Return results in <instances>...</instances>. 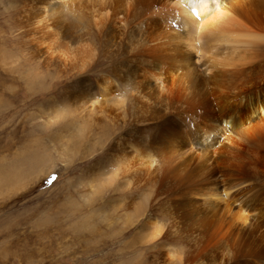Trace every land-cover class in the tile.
Returning a JSON list of instances; mask_svg holds the SVG:
<instances>
[{
    "label": "bare ground",
    "instance_id": "6f19581e",
    "mask_svg": "<svg viewBox=\"0 0 264 264\" xmlns=\"http://www.w3.org/2000/svg\"><path fill=\"white\" fill-rule=\"evenodd\" d=\"M54 1L26 0L25 35L39 31L48 56L59 46L71 66L95 70L94 39L54 26L46 42ZM207 1L89 0L91 26L109 42L97 84L106 91L113 73L125 85L130 112L112 119L123 129L131 114L135 134L113 147L120 170L127 187L167 184L161 208L186 235L191 264H264V0ZM166 22L174 44L155 31Z\"/></svg>",
    "mask_w": 264,
    "mask_h": 264
},
{
    "label": "rangeland",
    "instance_id": "374dc122",
    "mask_svg": "<svg viewBox=\"0 0 264 264\" xmlns=\"http://www.w3.org/2000/svg\"><path fill=\"white\" fill-rule=\"evenodd\" d=\"M56 1L46 42L58 26L101 54L95 70L71 66L59 46L48 56L39 31L25 35L26 0H0V264H191L186 235L161 208L167 184L127 187L120 170L113 147L127 146L122 132L134 135V123L112 119L130 112L122 81L108 73L111 87L97 84L109 42L91 26L89 0ZM168 22L155 31L174 44Z\"/></svg>",
    "mask_w": 264,
    "mask_h": 264
}]
</instances>
